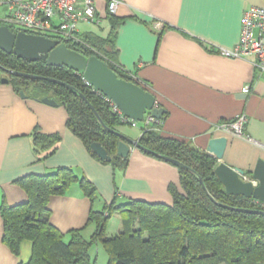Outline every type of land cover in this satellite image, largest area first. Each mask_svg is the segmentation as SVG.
<instances>
[{
  "label": "crops",
  "instance_id": "0c3cea01",
  "mask_svg": "<svg viewBox=\"0 0 264 264\" xmlns=\"http://www.w3.org/2000/svg\"><path fill=\"white\" fill-rule=\"evenodd\" d=\"M108 1L95 0L102 19L98 25L80 24L79 36H106ZM118 1L115 17L124 22L115 37L117 66L150 92L156 105L164 110L159 134L189 142L205 153L210 139L225 137L222 162L242 170L243 178L248 180L256 161H264V73L255 68L254 58H227L221 52L237 46L244 11L264 7V0ZM4 2L0 0V20L6 13ZM245 87L249 88L246 94L242 92ZM240 115L245 118L243 137L221 128ZM65 122L62 107L20 98L8 83L0 84V205L26 202L18 179L71 168L94 185L98 200L91 203L78 184H73L65 195L49 199V222L66 234L83 228L92 209L100 211L102 204H110L115 197L118 202L140 199L170 205L168 187L173 185L182 191L175 165L135 148L130 149L117 190L110 166L95 160ZM36 127L44 134L61 136L56 151L45 161H38L32 150L30 135ZM141 132L121 134L138 141ZM30 249L28 241L21 244L19 256L8 249L3 242L0 213V264L25 263Z\"/></svg>",
  "mask_w": 264,
  "mask_h": 264
},
{
  "label": "trees",
  "instance_id": "16d2710c",
  "mask_svg": "<svg viewBox=\"0 0 264 264\" xmlns=\"http://www.w3.org/2000/svg\"><path fill=\"white\" fill-rule=\"evenodd\" d=\"M106 19L109 32L105 37L88 33L80 36L82 44H66L67 48L86 57H97L119 78L141 86L117 66L115 37L124 19L108 14ZM0 66L60 82L7 77L15 93L22 91L32 100L51 98L62 107L66 127L95 160L113 171L126 169L128 157L117 156L120 140L108 130L117 131L124 123L81 76L66 67H48L42 60L30 62L2 51ZM0 75L4 73L0 71ZM163 118L152 124L150 130H142L138 142L145 149L185 166H176L182 191L173 185L168 187L172 204L134 199L118 202L115 197L102 210L90 211L86 226L93 225L94 232L86 240L83 237L86 226L66 234L54 227L49 222L47 203L52 196L65 195L73 184H78L93 203L97 193L89 180L67 167L20 178L17 183L27 196L26 202L0 205L4 244L15 256H19L23 242L31 244L29 259L19 264H91L90 250L98 242L107 253V264H264V215L225 207L256 211L264 208L253 200L226 194L214 175L216 160L189 142L161 136L158 128ZM30 137L38 161L51 157L61 142L58 133L44 134L37 127ZM93 143L104 148L109 161L97 157L90 147ZM115 213L121 219V230L108 237L107 223Z\"/></svg>",
  "mask_w": 264,
  "mask_h": 264
},
{
  "label": "water",
  "instance_id": "95a60500",
  "mask_svg": "<svg viewBox=\"0 0 264 264\" xmlns=\"http://www.w3.org/2000/svg\"><path fill=\"white\" fill-rule=\"evenodd\" d=\"M0 51L6 54H13L17 58L30 62L42 60L48 67H66L72 70L82 77L86 85L92 88L93 92L110 100L127 119L141 122L146 114H149L158 121L163 117L164 110L156 105L155 97L150 92L144 90V88L134 82L119 78L116 73L110 70L97 57H86L76 51L68 49L65 44L59 43L57 40L23 31L12 32L7 26L0 25ZM0 71L8 76L60 83L54 79L12 71L1 66ZM7 83L8 79L6 77L0 78V84ZM19 96L23 99L27 98L22 91L19 92ZM83 100L87 103L84 98ZM35 101L51 107L58 106L51 98H42ZM94 114L99 120L97 114L95 112ZM108 130L120 140L117 145L116 154L121 158H127L130 149L135 148L177 167H185L180 162L145 149L138 141L132 140L118 131ZM226 146L227 139L225 137L212 138L209 140L206 150L207 154L213 156L218 161L214 169V175L222 184L226 194L230 196H242L248 200L264 204V161L258 159L253 170L250 172L249 179L245 180L242 170L231 168L222 162ZM90 147L101 161L110 160V157L100 144L93 143ZM199 182L205 190L201 179H199ZM225 208L264 215V211L261 210Z\"/></svg>",
  "mask_w": 264,
  "mask_h": 264
},
{
  "label": "built area",
  "instance_id": "2783aa9c",
  "mask_svg": "<svg viewBox=\"0 0 264 264\" xmlns=\"http://www.w3.org/2000/svg\"><path fill=\"white\" fill-rule=\"evenodd\" d=\"M119 5L120 1L109 0L107 14L115 16ZM4 6L6 13L0 20L1 25L15 32L23 31L44 36L65 45L82 44L78 26L82 23L98 25L102 19L97 13L95 0H5ZM221 54L227 58H254L255 68L264 73V7H249L244 11L239 43L233 50L222 51ZM248 91V87L242 90L244 94ZM104 99L122 123L130 127L135 128L141 123L142 130L148 131L152 124L159 122L149 114H146L141 122L127 119L110 100ZM244 121V116L240 115L235 120L223 124L221 128L236 137H243ZM254 203L264 208L263 203Z\"/></svg>",
  "mask_w": 264,
  "mask_h": 264
},
{
  "label": "rangeland",
  "instance_id": "374dc122",
  "mask_svg": "<svg viewBox=\"0 0 264 264\" xmlns=\"http://www.w3.org/2000/svg\"><path fill=\"white\" fill-rule=\"evenodd\" d=\"M86 27L87 26H84L83 28H86ZM88 28L96 30L95 27H88ZM103 28H104V30L102 31V33L105 35V31L107 30L106 25H104ZM0 77H6L7 78L9 76L4 74V75H0ZM141 129H142L141 123H138L136 128L130 127L127 124H123V125L117 127V131L120 133H123L125 135H128L129 133H139V132H141ZM110 169H111V179H113L112 181L114 184L116 183L115 185H116V188L118 190V187H120V186H118V178H119V175L121 174V171H119V170L113 171V169L111 167H110ZM74 172L76 175H79L78 172H76V171H74ZM114 184H112V186ZM105 192H106V190H105ZM117 192L118 191H116V193ZM97 200H98V196H97ZM134 200H140V199H134ZM124 201L125 200H122L121 202H124ZM141 201H145V200H141ZM97 202L98 201H96V207H98ZM149 203H152V202H149ZM103 205L104 204H102V206ZM102 206H101L100 210H102ZM84 226H86V223L84 224ZM120 230H121V219H120L119 215L115 213L111 216V218L109 219V221L107 223L106 235L108 237L115 236L116 234H118L120 232ZM93 232H94L93 225H88L85 227V229L83 231V237L87 240L90 238V236L92 235ZM90 255L92 257L91 264H107V259H108L107 253L105 252L101 243H99V242L95 243L91 247Z\"/></svg>",
  "mask_w": 264,
  "mask_h": 264
}]
</instances>
